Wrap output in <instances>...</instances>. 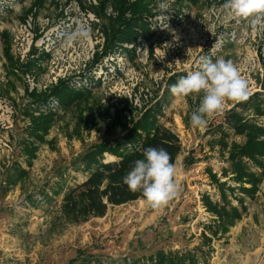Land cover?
I'll return each instance as SVG.
<instances>
[{
    "label": "rangeland",
    "instance_id": "1",
    "mask_svg": "<svg viewBox=\"0 0 264 264\" xmlns=\"http://www.w3.org/2000/svg\"><path fill=\"white\" fill-rule=\"evenodd\" d=\"M106 0H0V264H154L159 252L201 249L208 264H264V180L254 197L245 200L242 218L226 233L213 234L217 217L202 197L220 202L208 175L237 187L231 176L228 150L218 140L226 132L229 144H243L224 122L237 111L249 123L264 128V104L229 102L222 115L206 128L191 126L190 115L202 98L173 97L171 85L197 61L230 59L249 83L251 95L264 103V31L253 32L246 21L228 16L225 0H168L162 15L160 0L142 2L147 9L126 35L131 41L109 44L106 28L118 17ZM127 11L124 18H131ZM84 24L88 39H69ZM131 39V38H130ZM179 61V62H176ZM60 82L90 97L81 108L63 111L54 98L47 106L34 104L31 92L48 93ZM160 105L159 122L176 133L183 153L177 159L180 194L167 206L152 209L144 201L111 206L103 218L84 224L68 223L60 212L63 194L87 178L75 171L77 162L108 136L104 112L110 120L121 111L125 127L109 137L122 142L148 108ZM55 112L50 129L32 166L26 165L20 143L27 140L26 114ZM245 112V114H244ZM107 115V116H108ZM106 161L116 160L106 155ZM252 172L259 169L248 160ZM19 163L28 177L16 186L6 183L7 172ZM12 172V171H11ZM63 189L60 195L54 193ZM231 200V199H230ZM234 206L240 205L233 200ZM199 259L203 255L197 253ZM202 264V263H201Z\"/></svg>",
    "mask_w": 264,
    "mask_h": 264
},
{
    "label": "trees",
    "instance_id": "2",
    "mask_svg": "<svg viewBox=\"0 0 264 264\" xmlns=\"http://www.w3.org/2000/svg\"><path fill=\"white\" fill-rule=\"evenodd\" d=\"M109 1H112L119 14L116 19L109 20V27L105 30L109 44L112 45L118 39L127 42L131 41L132 38L135 39L136 35L132 37L130 34L126 35V32L132 30L131 25L139 20V15L147 12L144 4L142 2L129 4V0H106L102 9ZM127 11L131 12V18H124ZM124 28L127 30L126 32ZM30 96L32 103H40L43 106H47L49 99L52 97L58 102L63 111H69L73 107L81 108L82 104L89 100L90 93L88 91L73 90L64 82H60L48 93H38L34 90ZM250 103H254L257 110L256 114L262 115L259 108L264 103L254 96L241 105L246 108ZM121 113V111H116L115 116L110 120L109 112H104V120L108 122L107 138L101 143L91 146V149L74 167L75 171L86 174L87 178L81 183L70 187L63 194L60 212L70 224L79 225L87 223L92 218H103L111 206L118 207L140 200L144 201L141 193H133L128 190L127 186L123 184V177L130 170L133 162L142 158V153L147 147L166 148L175 165L177 159L183 153L179 136L158 120V115L161 113L159 104L148 108L134 122L133 127L128 128L127 133L122 137V142H119L117 139L112 140L109 135L114 128L118 126L125 127ZM57 119L58 116L51 110L39 112L37 115L27 112L26 120L29 121L26 128L27 140H23L20 146L21 155L25 158L28 167L32 166L33 160L36 158L38 151L36 144L45 143L46 136ZM224 121L234 131L235 136H244L246 141L243 144L235 142L229 144L227 142L229 135L224 131L221 132V137L218 140L220 151L224 154L228 150V162L230 163V170H224L222 176L223 178L231 176L232 181L238 185L237 187L230 186L228 181L221 182L217 174L208 170L212 184H215L219 190L221 202H213L208 195L202 197L206 209L217 217L212 227L215 236L221 231L226 233L230 227H233L242 218V213L246 210L244 198L237 196L236 193L254 197L264 180V128L249 123L243 114L234 110L226 114ZM106 155L116 160L108 162L106 161ZM246 160L257 167L259 173L252 172ZM27 177L28 171L19 163H15L13 168L7 172L6 183L16 186ZM62 190L59 189L54 193L60 195ZM233 200H236L242 210L234 206ZM198 252L204 256L199 248L196 251L159 252L156 254L154 264H208V258L204 256L203 259H199Z\"/></svg>",
    "mask_w": 264,
    "mask_h": 264
},
{
    "label": "clouds",
    "instance_id": "3",
    "mask_svg": "<svg viewBox=\"0 0 264 264\" xmlns=\"http://www.w3.org/2000/svg\"><path fill=\"white\" fill-rule=\"evenodd\" d=\"M164 15L170 9L168 0L157 5ZM223 11L230 17L247 22L253 32L264 31V0H225ZM90 30L81 24L69 39H88ZM179 62V61H176ZM198 70L188 72L171 85L173 97L187 98L202 94L198 107L191 112V126L207 127L210 118L222 115L229 102L242 103L249 99V83L230 59L209 57L197 61ZM176 168L170 153L164 147L149 146L142 158L133 162L123 177V184L133 193H141L144 202L152 209L167 206L180 194V185L175 179Z\"/></svg>",
    "mask_w": 264,
    "mask_h": 264
}]
</instances>
